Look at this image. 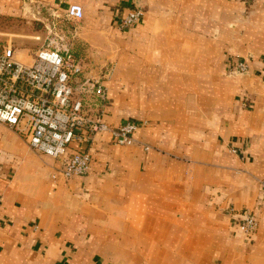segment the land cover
Segmentation results:
<instances>
[{
  "label": "crops",
  "instance_id": "0c3cea01",
  "mask_svg": "<svg viewBox=\"0 0 264 264\" xmlns=\"http://www.w3.org/2000/svg\"><path fill=\"white\" fill-rule=\"evenodd\" d=\"M48 1L116 47L104 120L136 142L99 133L90 171L54 179L63 162L0 122V264H264V0Z\"/></svg>",
  "mask_w": 264,
  "mask_h": 264
},
{
  "label": "built area",
  "instance_id": "2783aa9c",
  "mask_svg": "<svg viewBox=\"0 0 264 264\" xmlns=\"http://www.w3.org/2000/svg\"><path fill=\"white\" fill-rule=\"evenodd\" d=\"M142 14L141 7L132 8L119 26L136 25ZM83 16V6L77 3L71 4L65 13L69 20H81ZM2 48L0 122L13 128L32 150L63 162L53 174L54 179L59 174L70 178L90 171L93 161L90 149L99 133H109L119 145L136 142L133 136L138 128L136 122L113 126L104 120L108 101V87L103 80L106 74L90 75L89 65L81 55L68 47L49 45L37 50L32 61H24L12 47ZM234 71L247 73V63L239 62ZM261 187L264 190V180ZM237 215V228L252 237L259 226L258 216L251 210Z\"/></svg>",
  "mask_w": 264,
  "mask_h": 264
},
{
  "label": "rangeland",
  "instance_id": "374dc122",
  "mask_svg": "<svg viewBox=\"0 0 264 264\" xmlns=\"http://www.w3.org/2000/svg\"><path fill=\"white\" fill-rule=\"evenodd\" d=\"M174 2L178 4V0ZM184 3L179 2V6L186 5ZM179 15L178 12L177 17ZM243 15L247 16L248 12L244 10ZM88 29L85 20L67 19L65 10L48 0H20L18 10H0V54L2 47H12L18 58L32 61L34 53L40 48L49 45L68 47L71 52L84 58L89 65L90 75L103 77L105 73V82L117 64L116 47L105 38H102L105 43L99 41L98 36L89 33ZM105 36L113 40L112 34L107 31ZM108 71L109 74L106 73ZM256 181L261 193H264L261 187L263 180Z\"/></svg>",
  "mask_w": 264,
  "mask_h": 264
}]
</instances>
